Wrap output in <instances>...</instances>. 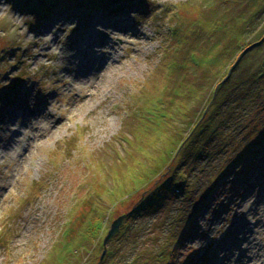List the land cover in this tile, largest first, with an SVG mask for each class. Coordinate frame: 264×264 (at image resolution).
<instances>
[{"label":"rangeland","instance_id":"rangeland-1","mask_svg":"<svg viewBox=\"0 0 264 264\" xmlns=\"http://www.w3.org/2000/svg\"><path fill=\"white\" fill-rule=\"evenodd\" d=\"M31 7L0 0V264L217 263L225 241L256 222L262 210L264 145L210 195L211 167L221 158L190 172L191 195L182 188L155 212L126 217L100 258L112 222L175 166L176 132L186 134L206 109L226 61L212 62L220 47L230 38L251 41L264 32V0H112L106 12L85 8L57 18H38ZM115 23L131 35L127 43L111 27ZM243 26L249 28L238 33ZM45 34L51 39H43ZM83 34L96 36L98 55H110L104 41L115 45L121 60L115 71L104 73L109 93L78 110L77 99L104 67L102 56L93 79H76L80 66L95 60H86L88 51L78 58L75 43ZM47 47L52 52L45 56ZM258 63L253 59L246 71H229L232 100L241 96L236 82L248 81ZM180 91L184 96H177ZM259 102L264 107V94L253 106ZM182 103L188 106L185 115L179 114ZM49 104L51 123L62 116L64 126L32 141L31 150L9 152L15 129L26 122V132L33 130L31 122ZM256 131L264 135V126ZM98 216L105 227L97 236Z\"/></svg>","mask_w":264,"mask_h":264},{"label":"trees","instance_id":"trees-1","mask_svg":"<svg viewBox=\"0 0 264 264\" xmlns=\"http://www.w3.org/2000/svg\"><path fill=\"white\" fill-rule=\"evenodd\" d=\"M11 2H15L18 7L23 9L32 6L30 10L38 18H50L51 16L57 18L66 13L76 14L85 8H87L86 11L106 12L112 6V0H11ZM243 27L238 33L241 34L245 31L244 29L249 28ZM248 39L230 38L229 45L225 44L220 47V51L212 59V62L219 64L220 58H224L226 61H224L221 72L217 73L216 84L210 92V100L206 109L196 118V121L188 126L186 134H183V131L179 134L176 132L177 137L173 142L177 147L175 166L168 167L159 176L165 177L139 199L128 213L127 218L142 217L149 212H155L166 204L170 194L180 193L182 188L186 190L185 195H191L193 185L191 187V183L188 182L190 172H201L202 168L212 166V162L216 159L224 158L219 159L211 167L209 177L212 182L205 193L210 195L216 191L218 184L224 180L227 173L239 168L245 156L251 152L256 155L260 151L259 149L264 145V135L259 136L255 133L257 129L264 126V107L261 102L258 105L260 104L263 108L260 105L256 107L253 105L257 103L261 94H264V60L261 58L264 53V32L255 40L248 41ZM220 44L221 41L217 40L215 46H220ZM224 50L226 53L223 54ZM253 59H259L257 68L252 72L248 81L244 80L240 84L236 82V88L241 90V96L238 95L236 100H232L233 97H231L227 86L231 76L229 71H246L248 69L247 62ZM178 94L180 95L177 96H184L181 91ZM181 105L182 112L179 111V114L185 115L188 106L184 103ZM235 105L236 107H234ZM246 107H251L252 111L247 112ZM239 109H242L244 114H240ZM243 132L246 135L241 137ZM230 136L236 139L235 143L231 142L233 139L230 140ZM245 142H249L251 145L248 143L244 146ZM226 153L228 156L225 160L224 154ZM237 176L241 177V172L237 171ZM112 196L115 194L112 193ZM116 197L115 201L121 199ZM97 218L101 222V226L97 227L98 236V233L104 230L105 223L101 216ZM178 250L180 247L176 248V251ZM163 253V250L159 252L160 258L163 257Z\"/></svg>","mask_w":264,"mask_h":264},{"label":"bare ground","instance_id":"bare-ground-1","mask_svg":"<svg viewBox=\"0 0 264 264\" xmlns=\"http://www.w3.org/2000/svg\"><path fill=\"white\" fill-rule=\"evenodd\" d=\"M97 20V19H96ZM115 23V25L111 24L112 28H116V31L123 32L125 31V27L123 25L118 26V24ZM130 30V29H129ZM117 33H113V35H116ZM135 37L139 38L137 33L133 34ZM124 41L127 43L129 37L131 36L127 32L122 33ZM81 38L77 39L78 41L75 43V49H77V55L78 58L82 61V55L83 51H88L89 55L88 58H84L89 61L90 59L95 58L93 60V64L89 65L88 62L85 61L86 65H82L79 73L77 74V78L79 79L78 82L87 81L89 79H93L96 75L93 74L92 69L95 67V64L97 60H99L103 56V69L102 71L98 72V77L94 80L95 83L91 85V89L88 90L86 93L82 94L79 99H77L78 104L80 105L76 107L78 110H84L87 109L92 102H95L98 100L100 95L108 94L109 92L106 91L110 87V81H108L106 78H104V73L106 71L113 72L118 67L117 62L119 63L121 60V57L118 54V49L115 47V45H111L110 43L107 44V40L104 41V49H107L110 51V55H98L99 50L93 48V46L96 43V36L94 34H83L80 36ZM43 39L50 40L51 37L47 34L43 35ZM110 41V40H109ZM131 43V40L129 41ZM109 47V49H108ZM47 51L45 53V56L47 53L52 52V47H47ZM112 50V51H111ZM82 51V52H81ZM87 52L83 54V56H86ZM101 85V86H100ZM101 88V91H93L92 89H96L97 87ZM77 104V105H78ZM45 108L40 113V116L35 119V122H31L32 129L30 132H26V129L28 124L22 123L20 127H17L15 129V136L16 138H13L14 145L9 149V152H14L16 155L21 154V148L23 149H32V141L38 140L41 138L44 134L48 133H54L55 131L59 130L62 126H64V123L66 121L65 117L59 116L57 119L54 120V123H51V120L55 117L53 110L49 107ZM76 110V109H75ZM50 111V112H48ZM14 115L13 117H19L21 114L19 112L11 113ZM43 119V120H42ZM69 119V117H67ZM28 137V139H27ZM27 139V140H26ZM8 151V150H7ZM6 151V153H8ZM261 203L262 210L259 211V213H255L257 220L256 222H250L246 224V226L242 227L240 226L241 233L236 238H231L228 241H225V246H222V252L221 255L218 257L217 263L214 264H264V200L263 198L259 200ZM254 216V217H255ZM251 261V262H249Z\"/></svg>","mask_w":264,"mask_h":264},{"label":"water","instance_id":"water-1","mask_svg":"<svg viewBox=\"0 0 264 264\" xmlns=\"http://www.w3.org/2000/svg\"><path fill=\"white\" fill-rule=\"evenodd\" d=\"M128 214H124V215H121L120 217L116 218L111 226H110V229L108 230V233L106 234L105 236V239L103 241V245H104V250L102 252V255H101V258H100V261L103 260L106 252H107V243L119 232L120 228H121V225L123 224L125 218L127 217Z\"/></svg>","mask_w":264,"mask_h":264}]
</instances>
